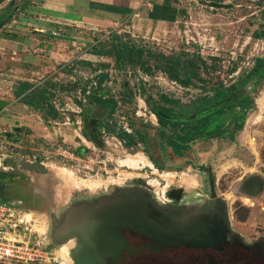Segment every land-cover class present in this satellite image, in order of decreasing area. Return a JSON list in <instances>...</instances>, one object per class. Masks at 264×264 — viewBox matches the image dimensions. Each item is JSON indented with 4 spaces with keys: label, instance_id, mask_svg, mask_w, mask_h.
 <instances>
[{
    "label": "rangeland",
    "instance_id": "obj_1",
    "mask_svg": "<svg viewBox=\"0 0 264 264\" xmlns=\"http://www.w3.org/2000/svg\"><path fill=\"white\" fill-rule=\"evenodd\" d=\"M9 1L3 0L0 7ZM113 1L121 5L102 6V10L110 12L105 18L104 11L91 13L94 19H82L77 10L66 9L69 14L65 21L77 27L65 25L63 30L61 25V35L56 36L74 41L69 45L73 57L64 71L62 60L55 59L57 64L29 77L33 84L46 86L52 92L38 110L25 106L13 95L7 96L13 89L8 90L10 82L3 80L8 77L0 73V97H9L11 104L14 101L13 107L7 104L0 114L15 117V123L22 121L19 125H0L17 140V153L9 154L12 175L0 173V177L9 184L5 186L11 193L37 192L40 184L47 185L52 202L49 206L54 205L53 211L52 207L44 210L47 205H23L31 230L26 235L53 253L56 259L49 264H72L68 252L75 239H66L58 232L67 217H81L86 211L114 201L147 197L153 203L167 202V190L178 185L183 186L187 198L191 190L199 192L201 178L206 180L210 172L215 193L223 200L230 232L241 240H262L264 244V75L255 74L264 65V0ZM165 1L171 8H158ZM75 3L84 1H72ZM38 5L39 0H12L11 4L20 16L23 8ZM32 10L28 9L24 16L36 18ZM112 31L126 33L123 39L142 49L138 60L83 54L91 46L88 42L95 45ZM2 55L1 52V62ZM76 56L89 63H76ZM168 56L195 59L190 84L173 79ZM256 58L261 59L258 65ZM99 62L107 66L101 67ZM101 72L105 77L100 88L94 89ZM46 79L48 83H43ZM244 80L249 81L241 90L233 91ZM49 82L54 86L50 87ZM217 83L232 92L222 106L243 94L253 99L241 128L235 129L234 125L238 108L225 110L220 116L226 128L223 134L196 139L181 157L171 154L168 147L162 150L164 129L159 128L150 109L160 102L158 96L165 94L187 103L198 94H211L210 86ZM93 90L113 99L110 114L89 101L87 95ZM122 132L129 135L128 146L122 141ZM135 132L141 133L144 141ZM36 160L44 172L22 166ZM94 190L98 194L106 191L104 196H98L102 204L87 205L84 198ZM56 210L57 219L52 223Z\"/></svg>",
    "mask_w": 264,
    "mask_h": 264
},
{
    "label": "trees",
    "instance_id": "obj_2",
    "mask_svg": "<svg viewBox=\"0 0 264 264\" xmlns=\"http://www.w3.org/2000/svg\"><path fill=\"white\" fill-rule=\"evenodd\" d=\"M3 0H0V3ZM77 1V0H74ZM87 0H84V5L86 6ZM112 2V1H111ZM112 4L120 6V2L113 1ZM160 7L171 8L168 2H162ZM14 6L4 5L0 7V29L3 25L10 22L11 19L17 18ZM121 8H124L121 6ZM123 36H128L126 33L110 32L108 38L97 40L96 44H91L88 52L92 55L97 56H108L113 57L115 60L118 57L130 59L133 61L138 60L141 55L142 49L135 45L133 42L128 43L125 41ZM167 64L169 65V73L172 74L173 79H177L183 85L190 84L194 78V64L195 59L192 58H180V56L166 57ZM76 63H89L82 59L75 60ZM258 65L261 62L260 58L255 59ZM99 66L106 67L105 62H99ZM64 66L61 67V71H64ZM256 75H264V65L257 68ZM171 76V75H170ZM105 73L101 72L96 76V85L94 89L100 88L99 84L104 79ZM180 77V79H179ZM46 79L43 83H48ZM249 80H244L241 84L236 85L233 91L241 90L245 83ZM50 87L54 85L49 82ZM211 94H198L191 101L187 103H182L175 98L167 97L165 94H160L158 96L159 103L155 104L154 107L150 108L151 112L155 115L156 121L159 128H163L165 133L162 134L164 143L162 144V150L168 147L171 154L181 157L184 152H186L190 145L196 139H207L211 137H217L224 133L226 130L225 125L221 121V114L225 110H234L238 108L236 112V119L234 121L235 129H239L242 126L243 120L246 116L247 111L252 108L253 99L247 94H243L236 100L226 103L222 106L224 99L229 96L232 92L223 86L221 83L212 84L209 88ZM47 87L40 86L39 84H33L29 81H19L15 89L13 90V96L17 97L18 101L23 103L28 107H36L35 110L41 107L40 105L48 99L52 92H48ZM82 91H84L82 89ZM95 90L91 91L87 96L89 101H93L98 105L100 109H106L107 114H110L114 109V101L110 96L97 95ZM51 107V106H49ZM123 133L122 141L125 146H128L126 137L129 136L126 132ZM139 140L144 141V136L135 132ZM11 135V134H10ZM146 153L145 150H143ZM150 160L151 157L146 155ZM154 162V161H153ZM3 174H11L12 170L8 172H0ZM5 185L9 184L0 177V202L11 203L17 209L24 210L22 205L15 202L19 198V193H11L10 190L6 189ZM16 193V194H15Z\"/></svg>",
    "mask_w": 264,
    "mask_h": 264
},
{
    "label": "flooded vegetation",
    "instance_id": "obj_3",
    "mask_svg": "<svg viewBox=\"0 0 264 264\" xmlns=\"http://www.w3.org/2000/svg\"><path fill=\"white\" fill-rule=\"evenodd\" d=\"M210 175L211 173L208 172L206 180L201 178L199 185L202 188L199 189V192L191 190L190 196L186 198L183 195V191H185L183 186H173L166 192L170 201L150 204L157 207L158 210L143 211L147 214L148 221L159 217L161 213L166 214L165 224L160 226L165 230L163 236L143 234L133 226L122 227L119 229L122 240L116 242L117 245L113 249L114 258L106 257L102 264H264V244L261 246V241L241 240L230 232L224 204H214L213 198L217 194L214 190V179ZM33 191L24 190L15 202L22 206L35 203L37 207L34 208L47 205L43 209L47 211L49 207H52L50 209L53 211L54 205L49 206L52 204L49 187L40 184L36 189L37 192ZM97 192L94 190L92 194L84 198L87 205L102 204V199L98 196H104L106 191H99L101 195ZM199 196H203L204 199L195 198ZM103 205L105 204L100 206ZM100 206L93 208L94 212L98 211ZM29 208L33 209L32 206ZM25 210L22 211L25 212ZM57 213L56 210V214L52 215V223L56 222ZM224 213L225 220L223 221ZM195 216L204 220V229L208 232L206 238L210 240L207 243L192 245V242L181 241L176 234L177 222L182 219H192ZM115 221L114 219V223ZM107 224L111 229L116 227L111 223ZM153 228L159 229L157 225ZM174 230L175 237L168 239L170 232ZM74 245L75 243L72 242L70 250L74 249ZM87 251L89 252V250Z\"/></svg>",
    "mask_w": 264,
    "mask_h": 264
},
{
    "label": "crops",
    "instance_id": "obj_4",
    "mask_svg": "<svg viewBox=\"0 0 264 264\" xmlns=\"http://www.w3.org/2000/svg\"><path fill=\"white\" fill-rule=\"evenodd\" d=\"M39 1H40V5L38 6H34L31 8L26 7L23 8V11L20 10L21 14L23 15L20 16L15 13L17 15V18L11 19L9 23L3 25L0 29V47L3 50V51L0 50V53L1 52L3 53L2 55L3 62L0 61V73L8 77V78H4L3 80L8 79V81L10 82V86L8 87V90L10 91L11 89L13 90L15 89V86L19 81L31 82V80L33 79L30 80L29 77L38 74L40 71L43 70L44 67L46 66L49 67L50 64L52 63L54 64V62H56L55 59L62 60L60 61L61 67L68 64V62L72 59L71 57H73L72 56L73 50L69 49V45H72L74 41H68V39H62L56 36V35H61V32H59L62 30L61 25H64L63 30L64 28H66L65 25L67 27L68 26L77 27V25L70 24L65 21L66 15L69 14L66 9H69V7H71L72 9H75V11L77 10V12L79 13L76 14H78V17L82 19H88V18L94 19L95 16H91V13L97 14V12L95 11H104L102 10L103 8L102 6L106 7L108 3L112 4L111 3L112 0H87L86 6L84 5V3H75L73 5L72 1L74 0H39ZM81 1L83 2L84 0ZM48 2L50 3V6L47 5ZM112 6L115 7L116 5L113 4ZM158 8L161 7L159 6ZM28 9H33L32 11L37 13V17L33 18L31 16H24V12H26ZM44 11H47V16H45ZM57 11H59V13ZM110 11L112 12V10ZM134 11L135 10H133V12ZM104 12L107 14L103 15V17L104 18L106 16L109 17L110 12H108L107 10ZM160 13L163 14L162 11ZM120 15L121 14H117L118 17ZM147 20L149 21L151 19L147 18ZM153 20L156 19H152V21ZM26 21H33V23ZM70 22L72 23V20ZM66 36L68 37L69 34H67ZM81 44L84 45V42H81ZM83 54L85 55L86 51ZM76 58L80 59L79 56H76ZM46 59L48 60L47 63H46L47 61ZM44 63L47 65H43ZM57 63L58 62H56V64ZM11 77H13L12 78L13 82H11L10 80ZM14 79L18 81L16 82L14 81ZM13 90L11 92H13ZM11 92L7 96L9 97L12 96L13 93L11 94ZM9 97L8 98L0 97V112L5 110L7 104L8 107L9 106L13 107L14 101L13 104H11L12 100L9 101ZM2 115L4 114H0V125H4V122L5 123L7 122L10 125L11 124L19 125L20 123H22L21 119H19L18 123H15L14 122V119H16L15 117L13 116L5 117ZM1 128L2 126H0V132L3 131ZM15 130H18V128H15ZM13 140L17 145V140L16 139ZM14 152H16V150ZM11 164L13 165L12 160H11Z\"/></svg>",
    "mask_w": 264,
    "mask_h": 264
},
{
    "label": "water",
    "instance_id": "obj_5",
    "mask_svg": "<svg viewBox=\"0 0 264 264\" xmlns=\"http://www.w3.org/2000/svg\"><path fill=\"white\" fill-rule=\"evenodd\" d=\"M11 4L12 0L8 2V5ZM23 164L26 165L23 167L27 170L32 169L40 173L45 171L42 164H39L37 160L33 164L25 162ZM213 201L214 204H223V200L219 196L214 197ZM150 204L155 203L147 197L136 200L114 201L100 206V209L96 212L91 210L89 212L86 211L81 217L78 214L67 217L65 224L58 232L66 237V239H69L70 236L75 239L73 241L75 243L74 249L68 252L72 264H102L106 257L110 259L114 258L113 249L117 245L116 242L117 240H122L119 229L125 226H133L143 234L163 236L165 230L160 228V226L162 227L165 224L167 216L161 213L159 217L148 221L147 214L143 211L158 210L157 207ZM115 211L116 213L114 214ZM114 219L116 220L115 223ZM107 223L116 226L115 229H111ZM176 224L178 226L176 234L181 241L192 242V245L210 241L206 238L208 232L204 229V220L200 217L195 216L192 219H182ZM156 225L159 229L153 228ZM173 237H175V230L170 232L168 239ZM164 239L167 238L164 237ZM260 241L261 246H263V241Z\"/></svg>",
    "mask_w": 264,
    "mask_h": 264
},
{
    "label": "built area",
    "instance_id": "obj_6",
    "mask_svg": "<svg viewBox=\"0 0 264 264\" xmlns=\"http://www.w3.org/2000/svg\"><path fill=\"white\" fill-rule=\"evenodd\" d=\"M11 137L5 130L0 132V172L12 170L9 154L17 145ZM25 213L11 203L0 202V264H49L56 259L51 251L26 235L31 230Z\"/></svg>",
    "mask_w": 264,
    "mask_h": 264
},
{
    "label": "bare ground",
    "instance_id": "obj_7",
    "mask_svg": "<svg viewBox=\"0 0 264 264\" xmlns=\"http://www.w3.org/2000/svg\"><path fill=\"white\" fill-rule=\"evenodd\" d=\"M24 217H25V219H26V218H28V219H29V217L27 216V214H26V216L24 215Z\"/></svg>",
    "mask_w": 264,
    "mask_h": 264
}]
</instances>
